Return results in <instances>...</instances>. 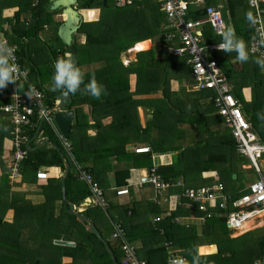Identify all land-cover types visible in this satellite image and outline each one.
Segmentation results:
<instances>
[{
	"label": "trees",
	"instance_id": "obj_1",
	"mask_svg": "<svg viewBox=\"0 0 264 264\" xmlns=\"http://www.w3.org/2000/svg\"><path fill=\"white\" fill-rule=\"evenodd\" d=\"M18 1H20L17 5L19 11L10 20L14 35L8 38V41L17 45L21 37L36 41V52L33 53L35 57L27 52L29 49L26 48V44L18 45L20 47L18 56L21 65L29 69L31 82L44 91L45 110L48 111L55 106V96L60 92L47 91L43 86V77L47 74L46 71H49L52 82L55 62L58 57H64L66 54H71L76 59L77 66L84 73L85 84L92 76H95L97 82L105 87L107 94L102 95L99 100L88 95H81L80 92L71 95L66 110L74 112V123L65 138L71 144L73 160L65 153L51 125L47 122L41 124L39 135L56 148L42 147L30 150L27 158L20 165L22 181L30 175H34L36 179L35 174L39 167H48L49 170L58 168L63 172L67 164L69 170L63 174V191L61 178L51 177V172L47 173L45 180L47 183L41 187L44 201L38 205L25 200L24 194L12 191L14 184L9 176L12 149L9 152L3 147L5 139L12 142V124L0 115V264H33L35 261H38V264H63L65 258L71 259L70 264H86L88 261V264H113L104 244L90 231L87 223L69 213L72 204H78L91 197L88 186L79 179L74 162L81 170L90 173L96 182H100L102 176H106L111 170V158L120 161L131 157L126 150L128 144H148V152L135 153L137 159L133 158V160L136 168L153 170L172 187H176L177 183L182 184V191L209 187L212 185V180L204 179L202 173L216 171L218 183L222 184L224 194L230 196L231 199L244 194L245 191L238 190L236 187L246 175V171L242 168V165H247L244 161L245 157L237 153L234 138L228 128H215L216 123L219 125V119L222 118L216 114L212 100L213 93L199 91L200 96L208 100V104L207 107L203 106L196 111L181 110L171 98L175 95V92L171 91L172 80L177 76L181 77L179 81L182 82L187 81L188 77L192 78L185 59L168 52L169 43L166 41L164 32L166 20L160 12L161 2L159 0H132L130 5L123 7H117L115 0H106L105 5L102 0H85L79 3L77 10L82 17V24L72 37V50L63 45L57 36L58 27L64 19L58 16L59 11H50V0H37L34 6V0ZM205 1L207 5L215 4V0ZM219 1L224 6L223 13L227 27L231 26L234 30V39L243 41L245 46L252 42L255 36L246 14L252 15L253 11L247 6V0ZM24 9L29 11V21L21 17ZM261 12L264 17L263 3ZM201 16L196 12L193 17L200 18ZM45 26L52 29L53 37L59 44L58 48L50 47L49 41L44 42L39 38ZM146 40L154 42L156 47L148 51L137 52L135 61H130L127 66L123 65L122 54L139 42L147 43ZM209 40L216 45L223 42L222 36ZM246 50L248 52L247 47ZM157 53L162 54L161 59H157ZM49 54L52 55V59H49ZM236 55L235 52H228L227 55L222 53L220 57L217 56L216 60L219 64L222 60L236 58ZM42 59H46L45 62L41 63ZM258 61L259 58L256 55L248 52V61L242 62L245 67L249 65L248 73L253 75L254 94L257 93L256 88L259 84L264 81L263 75L262 79L259 76L260 63ZM244 72L245 70L242 73ZM131 75L135 76L133 92H129V76ZM233 75L237 74L233 73L230 76L231 81ZM243 79L246 83H241L239 88H236L234 82L232 83L235 88L232 90L233 95L239 99H241L243 85L247 87L248 84V79ZM12 85L9 83L5 89L0 90V105L8 102L7 99L1 100V97L10 93ZM156 92L160 93V96L147 97ZM256 99L258 105L263 103L264 91L261 94L258 92ZM84 106L87 107V111L84 110ZM138 107L151 110V118L146 120L144 127L139 123ZM257 107H251L256 118V120L252 118L254 120L252 127L256 134L258 133L257 136L260 133L258 138L264 144V118L259 117L263 111H257ZM132 108L134 109V124L128 127L126 111ZM109 116L112 121L108 125H102L100 121ZM129 120L131 124V117ZM31 121L33 127L27 129L25 135L28 138L29 148H34L31 146L32 139L40 125V119L35 114ZM96 122L98 125L95 124ZM187 123H194L198 128H202V137L194 143L185 144L183 138L187 130L178 128L179 125ZM4 128H7V131H4ZM95 128H97L96 136L88 137L87 131ZM195 130L198 131L196 128ZM261 131H263L262 135ZM107 134L119 135L120 141L113 146H98L95 141H101ZM180 139H182L181 143L177 145ZM169 152H175L172 163L154 170L152 155ZM233 175L236 176L235 179ZM129 178L128 171L114 172L115 185L113 188L128 186L130 193L133 189L128 181ZM49 189L56 193L51 195L48 192ZM115 189L110 192L111 197H118ZM170 191L180 193L181 189L172 188ZM103 198L106 202L105 210L99 206H93L87 207L80 214L88 218L101 232V237L107 242L117 264H121L123 258L121 243L108 239L106 234H102V228H109L110 223L119 224L124 229L127 242L131 243L135 240L141 242V248L137 253L141 254H139V261L145 264H169L167 248L161 245L163 243H170L172 247L177 246L184 264L212 262L213 256H199L197 253L198 247L203 245L202 238L209 235L205 236L203 232L198 233L193 226L183 227L174 223L181 213L188 214L189 209L196 216L200 215L186 200H182V205L188 206V210L177 208L170 215L160 219L163 210L150 200H145L144 203L133 200L118 205L111 202L106 193L103 194ZM57 200L61 202V207L56 215L55 202ZM22 202L24 205H19ZM141 207L145 209L144 218L138 222ZM8 212H12L11 220L5 219ZM24 216L33 222L35 232L33 241V237L28 235L29 226L20 222ZM154 218L158 220L154 221ZM212 221L220 225L225 236L223 243H208L217 245V253L214 256L216 259L220 257L224 261L230 260L229 264H253L255 260L264 256V234L255 236L254 233L248 232L235 239H230L224 218L213 217L205 223L210 224ZM139 232L149 234L152 243L146 241L145 237H138ZM53 240L73 242L75 247L56 245L53 244ZM32 244H38L39 248L29 250ZM41 253L49 254L48 257H43L40 256ZM200 253L207 252L201 248ZM216 264H219L218 261Z\"/></svg>",
	"mask_w": 264,
	"mask_h": 264
},
{
	"label": "built area",
	"instance_id": "obj_2",
	"mask_svg": "<svg viewBox=\"0 0 264 264\" xmlns=\"http://www.w3.org/2000/svg\"><path fill=\"white\" fill-rule=\"evenodd\" d=\"M263 2L264 0L246 1L256 20L255 23L250 21L255 39L249 43L248 52L259 55L262 61H264V20L261 12V4ZM131 3L132 0L115 1L117 7L130 5ZM190 5L198 6L199 10L203 12L204 18H189L188 7ZM160 9L167 21L165 31L166 41L169 43L168 52L174 56L186 57V63L189 66L195 90L213 93L212 100L216 112L230 130L236 144L237 153L248 160L249 169L253 170L259 176V179L250 183L246 192L235 199H231L230 196L224 194L223 186L219 183L205 188L185 189L182 191L181 183H177L176 187H172L170 184L165 183L153 170L141 175L137 184L131 187L141 188L146 186L151 188L155 202L166 191L172 188H179L181 191L177 199L178 206L182 205V200L184 199L190 205H193L194 209L200 214L196 216L191 212V217H195L200 223H205L206 220L215 216L223 217L226 228L229 231L237 232V236H240L244 231L264 226V179L262 178V169L259 162L264 154V145L257 138L250 123L244 118L233 95L232 86L221 71L220 65L211 56L214 51H218V47L206 45L202 40V34L199 30L201 26L206 24L215 35L221 36V33L225 31V22L219 8L207 5L205 0H193L190 2L188 0H161ZM3 31L0 30V39L7 40L6 47H16V51L12 53V56L16 58V63L20 66L22 72V77L17 83L22 84L23 89L19 88L17 90L16 85L13 84L10 92V101L0 105V115L8 119L12 124V157L9 176L11 182H16V180L21 178L20 165L27 158L30 151L25 131L33 127L31 119L35 114L40 120L45 117L44 122L51 125L69 156H71V144L64 135L57 131L50 110H45L43 106L45 93L31 82L29 69L21 65L18 56V45L10 43ZM175 42L178 43V46L173 45ZM30 85L36 89L32 100L25 95ZM56 104H58L57 100L55 106ZM47 113H49L48 116H46ZM148 150L149 148H135L134 152L146 153ZM77 173L79 179L88 186L91 197L95 199L96 206L106 208L102 190L93 176L80 168L77 169ZM35 177L38 181H45L47 179L46 169L37 170ZM115 192L119 197L130 194L128 186L116 188ZM72 207V210L75 211V205H72ZM246 226L248 228L244 230ZM111 239L121 243L123 252L121 264H145V262L136 258L135 247L126 241L124 229L119 224L113 225ZM181 260L183 261V259L171 254L168 261L169 264H174L175 261ZM253 264H264V256L255 260Z\"/></svg>",
	"mask_w": 264,
	"mask_h": 264
},
{
	"label": "crops",
	"instance_id": "obj_3",
	"mask_svg": "<svg viewBox=\"0 0 264 264\" xmlns=\"http://www.w3.org/2000/svg\"><path fill=\"white\" fill-rule=\"evenodd\" d=\"M51 1L52 0H50V2ZM159 2H161V0H159ZM13 3H15V4H13ZM36 3H37V0H34L33 6ZM18 4H20V1H18V0H0V30H4L3 32H4L5 36L7 37V39L11 38V36L14 35L13 30H10L11 25H12L10 20H12L14 14L19 11V7H17ZM263 4H264V2H263ZM213 6L219 8V11H220V13H221V15L223 17L224 22H225V25L227 26L226 20L224 18V13H223L224 6H223L222 2L219 1V0H215V4H213ZM160 12L163 14L161 9H160ZM196 12L199 13L200 15H202V16L200 18H194L193 16H194V14H196ZM225 14H227V13H225ZM252 15H253V13H252ZM58 16H63V15H62V13H60V14H58ZM58 16H56V17H58ZM226 16L228 17V14ZM21 17L26 19V21H29L28 20L30 18L29 11L24 9L21 12ZM188 17L192 18V19H203L204 18V14H203L202 11L199 10L198 6L190 5L188 7ZM226 19L229 20V18H226ZM165 20H166V18H165ZM263 20H264V17H263ZM13 22H14V20H13ZM230 28L232 29L231 26H230ZM43 30L50 32V35L46 38V40L47 41L51 40L52 42L55 43L54 45L56 46V48H58L59 47L58 43L53 38L51 29L48 26H45ZM199 30H200V32L202 34V40H203V42L206 45L218 46L215 43L211 42L209 39L210 38L213 39L214 37H220V36L215 35L208 25L205 24V25L201 26ZM164 32H165V35H166L165 28H164ZM8 33H11V34L8 35ZM41 40H43V39H41ZM146 41L150 42V44L152 43L151 40H146ZM142 42H144V41H142ZM142 42H139V43L140 44H144ZM139 43H137L134 47L138 46ZM19 44H22V45L26 44L27 45L26 48L29 49V51H27V52L31 56L35 57L33 53L36 52L35 51V48L37 46L36 41H33V40L29 41L27 38H22L21 37V40H20ZM173 45L174 46H178V43L175 42V43H173ZM248 45L249 44L246 45L247 49H248ZM134 47L132 49H134ZM151 48L152 47H150L148 50H150ZM219 51L220 50L214 51L211 54V56L214 57L215 60H216L217 56H220L222 53H223V55H227V53H228V52H224L222 50H221L222 52H219ZM254 55H256V54H254ZM256 56H257V58L259 57V55H256ZM135 57H136V55L134 56V59L131 60V61H135ZM156 57H157V59H161L162 58V54L157 53ZM177 57L184 58L185 59V64L189 68V66L186 63V57L185 56H177ZM228 57H231V56H228ZM49 59H52V55L51 54H49ZM45 60L42 59L41 63L45 62ZM228 61H230V63H231V74H230V76L233 73L237 74V75H233L232 81H231V77L230 76L227 77L228 82L232 86V90L234 88L233 85H232L233 82L236 85V88H239L242 85L241 83L245 82V80L243 78H247L248 79L247 80V82H248L247 87L245 85H243V89L241 90V99H242V101H241V99L236 97V95L234 97L236 98V100H237V102L239 104L240 110L242 111V114H243L244 118L250 123L251 126H253L252 123H253L254 120L252 118L253 117L255 118V115H253V111H252L251 107L252 106H254L255 108L257 107V105H258L257 104V99H256L257 98V93L258 92L260 94L263 93V91H264L263 90L264 81H262V83L259 84V86L256 88L257 93L254 94L253 90H252V87L254 86L255 82L253 81L254 80L253 79V75H250L248 73L249 65H247L246 67L243 66L242 62L239 63L238 60H236V58H230V59H228ZM48 63L51 64L52 62H48ZM244 70H245V72L242 73ZM46 72H47V74H45L44 79H45L46 82L50 83L51 80H50V76H49V71H46ZM262 75H263V78H264V69H262L261 64H260V72H259L260 79H262V77H261ZM180 79H181V77L177 76L174 80L171 81V89H172L171 91L175 92V95H173L174 97H172L171 95L170 96L179 105L181 110L184 109V110H187V111H196V110L201 109V107H203V106L207 107L208 100L204 99L202 96H200L199 91L195 90V87L192 86V89H188L189 88L188 85L184 82L185 85H183L181 87V88H183V90L180 89V84H178V81ZM191 80H193V79H191ZM235 80H236V82H235ZM51 83H50V87L52 86ZM193 84H194V82H193ZM129 86H130L129 92H133L134 91V86H135V76H133V75L129 76ZM200 92H204V91H200ZM235 93H237V92H235ZM157 96H160V93H157V92L156 93H152L151 95H149L147 97L155 98ZM6 99L8 100V102L10 101V93L5 94V95H3L1 97V100H6ZM58 104H59V102H58ZM128 107H129V105H128ZM263 108H264V102L260 103L258 105L257 111H261L262 112L264 110ZM84 110L87 111V107L86 106H84ZM263 112L261 113L262 116H263ZM126 113H127V120H128L127 125H128V127H130L129 125H133L134 124V109L133 108L131 110L128 109L126 111ZM216 114H217V112H216ZM137 115H138V118H139L140 125L142 127H144L145 124H146V120L151 118V110L149 108L144 109L142 107H138L137 108ZM130 117H131V122H130L131 124H129ZM255 120H256V118H255ZM111 121H112V119L109 116L107 118L102 119L100 121V123L102 125H108ZM73 123H74V120H73ZM73 123H72V125H73ZM95 124L98 125L97 122ZM72 125H71V127H72ZM223 127L227 128L225 126L223 120L219 119V125H218V123H216L215 128L219 129V128H223ZM178 128L181 129V130L182 129H186L187 130V134H186L185 138H183L185 144L186 143H194L197 139H199L203 135L202 134L203 133L202 128H198V126H196L194 123L193 124H188V123L187 124H181V125L178 126ZM195 128L198 129L197 132H196ZM96 134H97V128L89 129L87 131V136L90 137V138H94L96 136ZM256 136H257V134H256ZM257 138H258V136H257ZM39 139H45V138H43L40 135H38V137L34 141L32 139L33 143H32L31 146H34V148H30L31 151L37 149L36 145H37V141ZM180 140H182V139H180ZM119 141H120V136L119 135L115 136V134H112V135H108L107 134L104 139H102L101 141H97L96 140L95 142H96V144L98 146L105 147V146L116 145V143H118ZM3 147H4L5 151H9L10 152V150H11V142H10L9 139H5L4 140ZM44 147H46V146H44ZM39 148H42V147H39ZM135 148H148V144H146V143L145 144H128V145H126V150L131 155V157L129 159L120 160V161L116 160V158H111L110 159L111 170L107 172L106 176H104V177L102 176V179H101L100 182H97L99 187L102 190V193L103 192H104L103 194L106 193V195H108V199L111 202H113V203H115L116 200H118L120 202V203H118V205L125 204L124 202L127 201L126 200L127 198H129L131 201H133V200L134 201H139L140 203H144L145 200H150V201L155 203L158 207H160L163 210V214L161 215L162 217H160V219L164 218L165 216L170 215V213L174 212L177 208L178 209L179 208H183V209L185 208V210H188L189 208L186 205L178 206V203H177V199H178V195H179L178 191H170V190L166 191L164 193V195L161 198L158 199L157 202H155L153 200V191H152V189L149 188V187H145V186H143L141 188H133L132 187L133 190H131L130 194L127 195V196H121V197H119V196L118 197H111L110 196V192L115 189V188H113L114 185H115L114 172H125V171H128L130 173V178H129L128 181H129V183L132 186L134 184H137V182L139 181V178H140L141 175H143L146 172L150 171L148 168H140V169L136 168V166H135L136 163L133 160V158L135 160L137 159V157L135 155V152H134ZM174 153L175 152H169V153H165V154H153L152 155V167L154 168V170L156 168H158V167L170 165L172 163ZM263 156H264V154H263ZM263 156H262V158H263ZM263 162H264V160H263ZM74 164H75L74 168L77 171V169L80 168V167L75 162H74ZM246 166L248 167V165H242V168H245ZM43 169H46L47 173L51 172L50 175H51V177H54V178H55V176L59 177V178L63 177L64 176L63 174L65 173L64 171L61 172L60 170H58V168H51V170H49L48 167H39L38 168V170H43ZM261 169H262V178L264 179V167H261ZM248 170H249V167H248ZM255 176H256V180H258L259 176L256 175V174H255ZM202 177L204 179L210 178L212 180V185L218 184V174H217L216 171L203 172L202 173ZM252 182H250V183H252ZM46 183L47 182H45V181L36 180L34 178V175H30L25 181H22V177H21L20 179L16 180V182H13L14 186L12 188V191H14L16 193H22V194H24L26 196L28 195L29 198L31 197L30 200L32 201V204L38 205V204H41L44 201V196H43V192H42V188L41 187H43V185H45ZM250 183H245V186H243L242 190L246 192L247 186ZM212 185H210V186H212ZM48 192H50L51 195H54L56 193V191L54 192L51 189H49ZM60 205H61V202L57 200L55 202V214L56 215L58 214V212L60 210ZM72 205L76 206V208H77L76 212H80V211L85 210L87 207H93V206H96L97 204L95 203V199H93L92 197H89V198H86L85 200H83L82 202H80L78 204H72ZM183 209H180V210L184 212ZM144 211H145V209L143 207H141V209H140L141 216H140L138 222L143 220ZM188 211H189L188 214L181 213L179 215V217H177L174 220V223H176L179 226H183V227L193 226L197 230V232L200 233V234L203 232L202 231V227L204 225H208V227H209L208 234H206L205 236H207V235H209V236L205 237V238H202L203 245L198 247L197 253H198L199 256H213L211 258L212 262H204L203 264H216L217 259L214 256L217 253V245L216 244H208V243H212V242H214V243H221L222 242L223 243L225 241V236H224V233L222 232V228L220 227V225H218V223L213 222V221L210 224L200 223L199 221L196 220L195 217H191V215H192L191 212L192 211L190 209ZM116 214L118 215V213H116ZM7 217H9V218H7L8 220H11L12 219V212H8L7 213ZM215 217H217V216H215ZM157 220L158 219L154 218V221H157ZM113 225H114L113 223L112 224L110 223V227L109 228H107V229L106 228H102L103 229L102 230V234L103 235L106 234L107 237H109L110 239H111V235L113 233ZM98 232H99V234L101 236V232L100 231H98ZM210 232H211V234H210ZM248 232L254 233L253 235H255V236H261V235L264 234V226L262 225V226L255 227L253 230L244 231L243 234H246ZM139 233L140 234H139L138 237H145L146 241H149V242L152 243V240H151L149 234L141 233V232H139ZM228 237L230 239H235V238H237L239 236H237V232L228 231ZM131 244H133L134 247H135L136 258L138 260H140L139 259V257H140L139 254L140 253H137V252L141 248V242L139 240H135V241L131 242ZM161 245L163 247L167 248V256L168 257L171 254H173L175 257H178V258L180 257L181 259H183L181 256H179V252L180 251H179V248L177 246L172 247V245L170 243H163ZM210 247H212V248H210ZM201 248L206 250L207 253L201 254L200 253V249ZM213 249H214L215 252L211 253V251H213ZM142 255H143V253H142ZM70 263H71V259L70 258L69 259L65 258L64 261H63V264H70Z\"/></svg>",
	"mask_w": 264,
	"mask_h": 264
},
{
	"label": "clouds",
	"instance_id": "obj_4",
	"mask_svg": "<svg viewBox=\"0 0 264 264\" xmlns=\"http://www.w3.org/2000/svg\"><path fill=\"white\" fill-rule=\"evenodd\" d=\"M246 17L253 23L256 22L254 15L246 14ZM225 31L221 33L223 42L219 44L218 50L224 52H235L236 60L239 62L248 61V52L245 43L234 39V30L225 27ZM6 39H0V90L5 89L9 83L16 85L17 90L22 87V84L17 82L22 77L20 66L16 63V58L12 53L16 51L15 46H7ZM264 69V61H258ZM127 66V65H126ZM83 85V88H81ZM53 92H61L64 96L69 94L75 95L80 92L81 95H88L94 99L99 100L102 95H106V89L102 84H99L92 76L88 83H84V73L77 66L76 59L71 54H66L64 57H58L54 65V74L52 77V86L50 88ZM36 89L34 86H29L25 95L32 100ZM40 95V94H39ZM59 102V101H58ZM55 107V106H54ZM7 131V128H4ZM174 264H184L181 261H175Z\"/></svg>",
	"mask_w": 264,
	"mask_h": 264
},
{
	"label": "water",
	"instance_id": "obj_5",
	"mask_svg": "<svg viewBox=\"0 0 264 264\" xmlns=\"http://www.w3.org/2000/svg\"><path fill=\"white\" fill-rule=\"evenodd\" d=\"M85 0H52L51 5H50V11H59L62 13L64 16L63 23L58 27L57 30V36L62 42L63 45L68 47L69 50H72V37L73 35L78 31L82 24V17L80 13L77 10V5L79 3L84 2ZM103 5L106 4V0H102ZM239 62V61H238ZM240 63V62H239ZM56 100L59 101V104H57L55 107L50 109V113H52V120L54 122V125L57 128V131L61 133L62 135H67L70 131L71 125L74 120V113L73 111H66V106L70 102L71 99V94L68 96H64L61 92L55 96ZM49 113L46 114L48 116ZM45 117H42L40 120V125L38 126V129L33 137V141L38 137L39 132H40V126L44 122ZM46 146L47 148H55V145L51 144L46 139H39L37 141L36 148L38 149L39 147H44ZM29 150H31L29 148ZM62 155V154H61ZM69 170V166L65 164L64 172L67 173ZM236 176L233 175V179H235ZM61 188L64 190V176L61 177ZM72 205L70 206V214L76 216L83 222L87 223L90 227V231L95 235L97 239H99L105 246L106 251L108 255L111 258V261L113 264H117L116 259L114 258L107 242L100 236L99 232L93 225V223L87 219L86 217L80 215L79 213H75L72 210ZM209 227L208 225H204L202 227V231L204 235L208 234ZM56 245L60 246H67V247H73L74 243L73 242H67V241H62V240H56L55 241ZM37 264V263H35Z\"/></svg>",
	"mask_w": 264,
	"mask_h": 264
},
{
	"label": "rangeland",
	"instance_id": "obj_6",
	"mask_svg": "<svg viewBox=\"0 0 264 264\" xmlns=\"http://www.w3.org/2000/svg\"><path fill=\"white\" fill-rule=\"evenodd\" d=\"M10 30H12V27L10 28ZM11 32V31H10ZM51 32H52V29H51ZM41 34H39V38H41V39H43V41L44 42H47V40H46V38L50 35V32L49 31H42V32H40ZM52 36H53V33H52ZM54 38V37H53ZM51 40H49V46L50 47H56L54 44V42H52ZM152 42V41H151ZM144 43V47H142L141 48V50L139 49V51H134V49H131L129 52H126V53H123L122 54V61H123V64L124 65H126V63L127 62H129V61H131V60H133L134 59V56L136 55V53L137 52H140V51H147L150 47H152V48H155L156 47V45H155V43L154 42H152L151 44L149 43V42H143ZM58 46H59V44H58ZM218 57H220V56H218ZM259 58V61H262V59L260 58V57H258ZM219 65H220V68H221V71L223 72V74L226 76V78L227 77H229L230 76V74H231V63H230V61H228V60H222V61H220L219 62ZM44 78V77H43ZM44 81H42L43 82V86H44V88L47 90V91H51L50 90V83L49 82H46L45 81V79H43ZM175 82V81H174ZM187 85H188V89H192V86L194 87V84H193V82H192V80L190 79V77H188V80L187 81H184ZM184 82H182V81H178V84H180V89H182L183 90V88H181L183 85H185V83ZM52 84V83H51ZM158 97V96H157ZM175 102V101H174ZM176 106H178L179 107V105H177L176 104ZM264 109V108H263ZM264 111V110H263ZM260 118L262 117V118H264V115L262 116L261 114H260V116H259ZM258 134V133H257ZM263 134V131H261V135ZM179 136V135H178ZM258 136H260V133H259V135ZM179 138V137H178ZM59 140V139H58ZM60 141V140H59ZM60 143H61V146L63 147V144H62V142L60 141ZM181 143V140L180 141H178L177 142V145H179ZM186 144H188V143H186ZM47 148V147H46ZM56 148V147H55ZM63 149H64V151H65V153H67L66 152V150H65V148L63 147ZM68 154V153H67ZM69 155V154H68ZM71 157V156H70ZM263 159H264V156H263V158L259 161L260 162V165H261V167H264V162H263ZM71 160H73L72 159V157H71ZM244 161H245V163L248 165L249 164V162H248V160L245 158L244 159ZM65 168V167H64ZM245 171H246V175L244 176V178H243V180H242V182H238L237 183V189L239 190V189H242L243 188V186H245V183H250V182H252V181H254V180H256V176H255V173L253 172V170H248V167L246 166L245 168H243ZM61 178V177H60ZM24 197V199L25 200H27V201H29V202H31L32 203V201L30 200L31 199V197L29 198L28 197V195L26 196V195H24L23 196ZM64 200V199H63ZM127 201L126 202H124V203H129L131 200L129 199V198H127L126 199ZM115 203H120L118 200H116V202ZM19 205H24V203L22 202V203H19ZM60 207H61V205H60ZM76 207V206H75ZM87 209V208H86ZM103 210H105V208H103ZM76 211H77V208H76V210H75V213H76ZM84 211V210H83ZM80 212H82V211H80ZM80 212H77V213H79L80 214ZM59 213V212H58ZM69 213H70V209H69ZM72 215V214H71ZM80 215H82V214H80ZM83 216V215H82ZM76 217V216H75ZM85 217V216H84ZM7 218H9V217H7V215H6V217H5V219H7ZM77 218V217H76ZM77 219H79V218H77ZM88 219V218H87ZM80 220V219H79ZM80 221H82V220H80ZM20 222L22 223V224H25V225H28L29 226V229H27V231H28V235L30 236H32L33 238H32V241H33V239L35 240V232H34V228H33V222H32V220L30 219H28L27 217H23V218H21L20 219ZM83 222V221H82ZM88 225V224H87ZM88 227H89V225H88ZM89 229H90V227H89ZM108 239H109V237H107ZM55 241L56 240H53V244H55ZM63 241V240H62ZM29 247H31V249H29V250H32L33 251V249L34 250H37V248H39V246H38V244H32V245H30ZM75 247V245L73 246V247H71V248H74ZM211 253H214V251H211ZM48 254L49 253H41L40 254V256H43V257H48ZM63 259V258H62ZM78 261H80V260H78ZM217 261H218V263L219 264H229V262H230V260H223L222 258H220L219 257V259L217 258ZM35 263H37L38 264V261H35L33 264H35ZM89 263V261L86 263V264H88Z\"/></svg>",
	"mask_w": 264,
	"mask_h": 264
},
{
	"label": "bare ground",
	"instance_id": "obj_7",
	"mask_svg": "<svg viewBox=\"0 0 264 264\" xmlns=\"http://www.w3.org/2000/svg\"><path fill=\"white\" fill-rule=\"evenodd\" d=\"M64 19V16H61ZM144 44H138V46L134 47V51H139L143 47ZM248 227H244V230H246Z\"/></svg>",
	"mask_w": 264,
	"mask_h": 264
}]
</instances>
